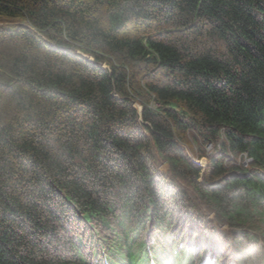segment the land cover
<instances>
[{"label":"trees","instance_id":"obj_1","mask_svg":"<svg viewBox=\"0 0 264 264\" xmlns=\"http://www.w3.org/2000/svg\"><path fill=\"white\" fill-rule=\"evenodd\" d=\"M0 264H264V0H0Z\"/></svg>","mask_w":264,"mask_h":264},{"label":"clouds","instance_id":"obj_2","mask_svg":"<svg viewBox=\"0 0 264 264\" xmlns=\"http://www.w3.org/2000/svg\"><path fill=\"white\" fill-rule=\"evenodd\" d=\"M99 27L100 29L104 32V33H111L114 27V21L111 18V14L104 16L103 18H101L100 22H99ZM137 108V105H136ZM143 109L141 111V115H142Z\"/></svg>","mask_w":264,"mask_h":264},{"label":"rangeland","instance_id":"obj_3","mask_svg":"<svg viewBox=\"0 0 264 264\" xmlns=\"http://www.w3.org/2000/svg\"><path fill=\"white\" fill-rule=\"evenodd\" d=\"M205 162H206V160H205V159H203V160H201V162H200V163H201L203 166H205ZM163 168H164V169H166V168H167V166H163Z\"/></svg>","mask_w":264,"mask_h":264},{"label":"water","instance_id":"obj_4","mask_svg":"<svg viewBox=\"0 0 264 264\" xmlns=\"http://www.w3.org/2000/svg\"><path fill=\"white\" fill-rule=\"evenodd\" d=\"M142 109H143V108H140V111H142ZM140 114H141V112H140Z\"/></svg>","mask_w":264,"mask_h":264}]
</instances>
